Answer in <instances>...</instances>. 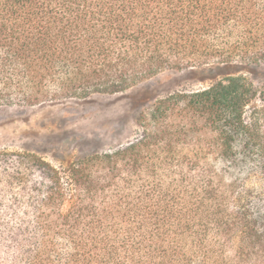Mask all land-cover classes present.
I'll return each instance as SVG.
<instances>
[{
  "label": "trees",
  "instance_id": "obj_1",
  "mask_svg": "<svg viewBox=\"0 0 264 264\" xmlns=\"http://www.w3.org/2000/svg\"><path fill=\"white\" fill-rule=\"evenodd\" d=\"M262 61L264 0H0V108ZM138 126L66 166L0 150V264H264V86L176 92Z\"/></svg>",
  "mask_w": 264,
  "mask_h": 264
},
{
  "label": "rangeland",
  "instance_id": "obj_2",
  "mask_svg": "<svg viewBox=\"0 0 264 264\" xmlns=\"http://www.w3.org/2000/svg\"><path fill=\"white\" fill-rule=\"evenodd\" d=\"M245 76L264 86V61L209 64L168 71L117 95H94L34 107L0 108V150L36 152L57 166L79 157L103 153L132 142L139 133L138 117L157 100L176 92L208 88L230 76ZM247 177V176H246ZM246 186L260 188L249 177Z\"/></svg>",
  "mask_w": 264,
  "mask_h": 264
}]
</instances>
